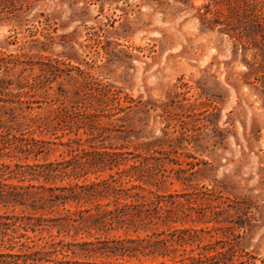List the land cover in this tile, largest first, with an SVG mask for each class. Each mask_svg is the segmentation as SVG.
Listing matches in <instances>:
<instances>
[{
	"label": "rangeland",
	"instance_id": "374dc122",
	"mask_svg": "<svg viewBox=\"0 0 264 264\" xmlns=\"http://www.w3.org/2000/svg\"><path fill=\"white\" fill-rule=\"evenodd\" d=\"M209 2L31 1L24 13L0 14V52L4 53L1 58L47 66L59 60L62 63L59 67L67 70L69 77L63 74L52 83L49 97L67 100L82 89L85 79L110 83L140 101L143 106L117 115L113 128L108 127V132L101 133L98 140L123 146L128 151L137 144L155 140L154 145L141 152L144 165L151 167L156 176L165 177L158 188L151 190L163 197L196 194L203 205H186L220 221V224H185L204 229L199 233L201 243L232 245L245 264H264V68L260 57L249 49L250 40L243 30L246 26L237 24L225 6L214 13L213 6L205 7ZM23 69L24 66H19L5 75L0 82L1 94L15 96L27 92L34 96L29 100H41L42 90L25 86L32 82L37 69L34 67L31 72ZM41 107L27 116L31 114L43 124L36 123L42 129L33 137L44 142L41 145L45 150L36 158L30 155L14 162L43 164L66 159L65 148L58 143L75 138L76 128L68 136L58 138L67 133L65 124L57 119L54 107L46 104ZM16 123L31 124L19 116ZM25 127L22 125L21 129ZM83 131H76L77 137L83 138ZM114 171L89 174L87 182L107 179ZM29 179L9 183L28 187L25 191L31 194L47 196L49 193L41 185L67 187L81 184L84 178H64L55 183ZM135 192L140 191H131ZM142 194L151 197L146 192ZM108 201L111 197L58 202L38 212L8 205L0 206V214L22 217L23 223L28 222L27 217H41L45 230L35 233L36 245L53 238L63 245H75L71 249L76 251L84 243L101 247L106 242L114 246L116 241H139L154 231L166 230L160 225L131 226L129 221L122 226L94 224V215L101 210L96 204ZM106 208L114 209V204ZM63 260L83 264L136 261L98 254L90 257L68 254Z\"/></svg>",
	"mask_w": 264,
	"mask_h": 264
},
{
	"label": "trees",
	"instance_id": "16d2710c",
	"mask_svg": "<svg viewBox=\"0 0 264 264\" xmlns=\"http://www.w3.org/2000/svg\"><path fill=\"white\" fill-rule=\"evenodd\" d=\"M31 1L38 0H0V14L14 16L17 13H24L29 10ZM209 1L205 7L213 6L214 13H219L220 8L225 6L229 16L237 24L246 26L243 30H245V37L250 40L249 49L254 50L260 57L264 68V0ZM3 54L0 52V82L5 79V75L10 70L19 66H24L23 72L26 70L31 72L35 67L38 71L36 76L32 78L30 84L25 86L31 90H42L39 94L43 97L41 100L33 101L29 99L34 96L28 95L27 92L12 96L10 93L2 95L3 91L0 90V206H22L38 212L43 211L45 206H52L58 202L64 204L81 200L98 201L111 197V201L105 204L99 202L96 204L99 208L101 207V210L94 215V224L102 223L111 226L116 223L122 226L126 223L125 221H129L131 226L135 223L160 225L166 227V230L154 231L139 241H116L114 246H108L106 242H103L101 247L84 243L78 245L79 251H76L71 249L75 245H63L61 241L55 242L53 238L41 246L36 245L35 233L45 230L41 226L43 221L41 217H27L28 222L23 223L22 217L3 213L0 214V264H83L78 261L63 260L68 254L73 257H90L98 254L116 260L118 258L136 259L131 264L246 263L241 259V255L236 254L232 245L229 247L225 245L217 247L211 243L203 245L199 233L204 229L185 226L188 222L220 224V221L206 216L203 211L199 213L188 206L203 205L196 194L163 197L151 190L152 187L158 188L165 178L152 173L151 167H146L142 160L141 152L145 151L146 147L154 145L155 140L137 144L132 151H128L123 146H113L98 140L101 133L108 132V127L113 128L117 115L143 106L140 101L133 99L110 83L85 79L81 83L82 89L74 92V96L69 99L62 101L55 96L49 97L48 91L52 90L51 84L67 71L59 67L62 65L59 60H55L54 65L47 66L18 59L4 61L1 58ZM70 68L75 67L70 66ZM66 75L69 77L68 74ZM33 104L36 107H33ZM42 104L54 107L57 119L65 124L68 130L67 133H61L58 138L71 134L73 127L77 132L83 129L84 137H77L78 133L74 131L75 138L68 137L66 141L58 143L65 148L66 159L61 162L43 164L14 162L22 158L27 159L30 155L36 158L45 150L41 145L44 142L33 137L38 129H42L38 126L42 123L36 122V117L30 116L31 114L27 116V113L34 109L41 110ZM18 116L23 120L28 119L32 126L17 124ZM22 125L26 126L24 130L21 129ZM105 170L114 172L107 179L87 182V175ZM27 177L34 181L42 179L45 183H55L56 180L62 181L64 178L84 179L81 184L74 183L67 187L45 188L41 185L40 188L49 193L47 196L31 194L25 191L28 187L9 183L14 179L21 183ZM127 184H130L128 188L125 187ZM132 190H139L141 193H131ZM55 191L62 193L55 194ZM142 192H146L151 197H146ZM177 198L184 199L177 200ZM110 203L114 204V209L106 208ZM192 212L197 214L196 217L193 218L195 213ZM72 222L76 221L72 220ZM176 224L180 227H176ZM124 243L132 245L125 246ZM58 255L63 257L62 260L56 259ZM139 258H149L150 261L142 262Z\"/></svg>",
	"mask_w": 264,
	"mask_h": 264
}]
</instances>
